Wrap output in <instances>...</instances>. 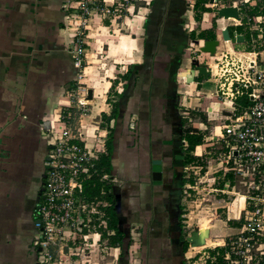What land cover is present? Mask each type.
<instances>
[{"label": "crops", "instance_id": "0c3cea01", "mask_svg": "<svg viewBox=\"0 0 264 264\" xmlns=\"http://www.w3.org/2000/svg\"><path fill=\"white\" fill-rule=\"evenodd\" d=\"M183 1L138 0L142 6L133 5L135 14L129 21L138 18L139 26L123 47L112 42L108 48H94L99 47L103 30L114 25L109 16L95 14L84 41L81 83L93 90L94 98L91 81L96 80L93 72L102 50L104 59L110 55L114 70L99 79L98 83L104 85V105L92 106L90 116L98 119L95 126L112 139V192L121 216L123 246L127 247L110 248L114 260H122L129 253L133 260L129 264H189L186 258L196 251L192 252L185 240L191 232L183 225L187 197L195 189L194 177L204 168L210 147L223 142V126L231 114L228 102H214L215 82L211 86V80L196 77L191 82L184 72L191 68L196 55L202 58L201 63L204 57L214 62L226 48L244 50L263 39L251 28L243 27L239 33L237 28L244 24L236 26L232 22L233 26H228L224 23L230 21L222 17L215 29L220 40L215 55L202 54L200 31L192 28V22L183 23L189 21L186 14L190 11ZM76 4V0H0V264H40L34 206L40 200L46 168L45 136L62 109L72 104L71 89L82 72L74 62L75 38L68 21ZM227 26L232 27V34L244 37L247 33L242 44L228 47L221 42V30ZM113 49L116 52L112 55ZM113 110L116 117L111 118ZM211 115L215 118H209ZM200 117L206 121L201 122L197 119ZM222 119L221 125L211 122ZM187 135L202 137V144L187 152ZM86 144L94 146L90 132ZM189 157L195 160L194 165H185ZM154 161L161 165L160 184L152 181ZM223 171L227 173L226 168ZM117 179L125 182L128 191L126 212L121 205L124 199L116 192ZM223 189L217 191L223 193ZM242 205L233 206L227 221H237ZM136 236L141 238V246L130 243ZM96 239L98 245L93 242ZM81 241L90 245L83 264H91L92 253L105 241L94 228L85 232ZM224 242V238H208L202 247L223 248ZM259 251L264 252L263 242ZM75 257L71 259L80 263L81 259Z\"/></svg>", "mask_w": 264, "mask_h": 264}, {"label": "built area", "instance_id": "2783aa9c", "mask_svg": "<svg viewBox=\"0 0 264 264\" xmlns=\"http://www.w3.org/2000/svg\"><path fill=\"white\" fill-rule=\"evenodd\" d=\"M137 1L76 0V7L69 15L74 23V62L82 72L71 89L72 104L62 109L45 136L48 146L46 168L40 200L34 206V227L39 232L37 244L40 264H76L71 257L76 255L85 258V252L90 246L81 241L83 234L94 228L95 223L106 229L103 215L96 210L99 204L96 198L88 201L82 196L84 182L98 176L96 162L99 155L105 152L107 141L105 130L86 122L90 116L85 113L87 88L81 86L84 29H88L95 14L111 15L116 19L121 13H130ZM208 1L203 6L211 9L213 15H218L220 8L229 6L228 0H215L214 4L207 3ZM185 2L187 8L193 12L196 0ZM230 6L237 7L241 20H227L236 26L254 22L251 29L260 31L259 24L264 23V16L259 13L255 16L250 14L257 6L256 0L233 1ZM221 42L231 45L230 42ZM206 64L210 70L209 77L217 78L215 97L230 104L231 115L227 117L228 123L223 126V142L227 150L224 162L230 165L226 168L227 171H236L242 176L263 173L264 63L259 60V52H239L230 47L221 52L214 65ZM80 94L83 95L82 98L77 97ZM243 95L248 97L250 105L235 115L239 108L235 102ZM89 132L94 139L93 147L86 144ZM184 147H187L186 142ZM101 180L114 182L110 174L102 175ZM250 199L253 206L244 211L243 224L236 236L223 246L225 250L220 253L216 246L204 247L186 258L189 264H264V252L259 251L264 239V199L258 194ZM84 262L86 260L81 259L80 263Z\"/></svg>", "mask_w": 264, "mask_h": 264}, {"label": "rangeland", "instance_id": "374dc122", "mask_svg": "<svg viewBox=\"0 0 264 264\" xmlns=\"http://www.w3.org/2000/svg\"><path fill=\"white\" fill-rule=\"evenodd\" d=\"M215 0H209L207 3L210 4H214ZM233 1H239V0H228V5L230 6V4ZM264 0H256L257 6L256 8L259 7L263 8ZM217 3V2H216ZM259 4H261L259 6ZM140 4H137V2H134V6H139ZM142 6V5H140ZM219 6V4H218ZM220 7V6H219ZM205 10H207L208 12L202 14V16H200V21H197V19L195 18V9L193 11V16L191 15V12H187L186 17L189 19L188 20H184L183 23L186 25L187 23L192 22V28H195L194 25H198L200 22H203V18L205 19V21L209 18L211 21L215 20L216 22V30H218V20L222 17L218 16L217 14L213 15V12L210 11L211 9H206L204 7ZM73 11V10H72ZM71 11V12H72ZM132 13H121L120 17H117L116 19L113 16H109V20L114 21V25L110 26L108 25V28L103 30V35L101 38L98 39L99 41V47H94V48H108V46H110L113 42V44H120L121 47L124 46V43H129L130 41V34L133 30H135V28H137V26H139V19L135 18V21L133 20L132 23H130L129 19H133V14H135L134 9H132ZM71 12H69L68 14V21H70L71 27L73 26V21L72 19H70L69 15L71 14ZM240 14H242L240 12ZM204 15V17H203ZM264 16V13L262 14ZM107 16V15H105ZM209 16V17H208ZM108 20V19H107ZM196 23V24H195ZM112 24V23H111ZM229 24L228 26H233L230 25L232 24V22H225L224 23ZM255 23L251 22L250 25H245L242 27H247V28H251L254 27ZM70 26V25H69ZM227 26V27H228ZM259 29L260 31L259 36L261 34H263L264 31V23L259 24ZM89 29H84V37H83V42L86 40V34L88 33ZM187 30V29H186ZM187 32V31H186ZM231 34V33H230ZM232 35V34H231ZM125 36V38H124ZM75 38V37H74ZM121 43H120V41ZM101 42V43H100ZM259 43V44H257ZM257 43H253L255 45V47L250 46L249 48H245L244 50H236L235 51H244V52H259V60H261V62H264V39H259V41H257ZM228 47L231 46L230 44H227ZM232 45V46H236ZM120 47V48H121ZM127 47V44H126ZM85 42L84 44H82V49H83V54H85ZM114 48V47H113ZM119 48V46L117 47ZM107 51V50H106ZM109 51V50H108ZM116 52V49L112 50V55L113 53ZM102 57H101V61H99L98 66H96L95 70H94V77L96 78L95 81H97L95 83V81L93 82V80L91 81V83L94 86L95 89V95L96 97L92 100H87V105L85 107V109H87L85 111L86 114L90 115L91 114V108L92 106L94 107L95 105L100 104V107H103V100L105 97V93H103L104 90V85L103 82L102 83H98L99 79L100 81H102L104 79V77L106 76H110L111 73L114 71L113 68L111 67L112 65V61L110 58V55H107V59H104V54H103V50L101 51ZM121 56V54H120ZM197 56V55H196ZM194 57L195 59H202V58H197ZM216 59V58H215ZM214 60V58H213ZM204 63H210L211 65H214L215 61H210L209 57H204L203 58ZM82 76H84L82 74ZM84 78V77H83ZM82 78V80H83ZM209 80H211L210 85L212 86L214 84V82H216V77L214 78H210L208 77ZM83 82V81H82ZM82 87L84 85V83H82L81 85ZM208 86V85H207ZM207 88V87H206ZM82 94H80L79 96H77L78 98H82ZM85 98H86V94H85ZM221 98H217L215 97V92H214V97L213 100L214 102H221L220 100ZM212 100V101H213ZM76 101V98L73 99V102ZM225 113L223 112V115ZM206 118L207 115H206ZM209 118L214 119L215 116H209ZM92 119V121H91ZM195 119V118H194ZM198 119V118H197ZM98 119H95L94 115H91L88 120H86L87 122H89V124H91V126L95 125L94 122L97 121ZM213 124H223V119L222 120H217V121H211ZM206 132V131H205ZM211 142V141H210ZM209 148V147H207ZM205 147V149H207ZM210 154L207 155L206 159L204 160V165L207 167L202 169V170H198L196 177H194L196 180V184L194 185L195 189L190 192L189 197H187V203L188 206H185V211L184 214L185 216L183 217L184 223L183 225L186 227L185 230L187 231H191L194 228H206L209 230L210 235L209 238H211V240H217V239H223L225 240L224 245L228 243V241L233 238L234 236H236V234L239 232L242 224H243V218H244V211L248 208V207H252L253 206V201H251L250 198L254 197L256 194L260 195L263 199H264V182L262 181L263 179V173L259 172V173H255V176H250V175H246V176H242L240 175V173H237L236 171H227L228 174H232V180L230 181H226L225 177H224V168H228L230 167V165H226L224 160H225V154L227 152V150L225 149V144L224 142L222 143H218L215 144L213 146L210 147ZM204 155V154H203ZM232 166V165H231ZM206 172V173H205ZM223 172V173H222ZM226 183L227 186L223 187V193L217 191L218 189V184L220 183ZM115 184V183H113ZM262 184V185H261ZM116 186H118V189L116 192L121 196L122 199H124V201L121 202V205H125L124 210L126 212V196L128 194V191L126 190V188L124 186H126L124 181H120L119 179H117L116 181ZM120 186V187H119ZM255 188H258V190H256ZM213 189H215L213 191ZM241 202V203H240ZM231 203H233L231 205ZM242 205V209L240 211L239 217L237 219V221H232L234 222V225H232L233 227H230L229 225H227V220H228V216H230L229 214H232L231 209L234 207H238L240 208V206ZM234 206V207H233ZM259 206V204H258ZM124 213V212H123ZM126 215V213H124ZM232 218V217H231ZM235 226V227H234ZM238 226V227H236ZM263 226H264V218H263ZM126 227L128 228V226L126 225ZM126 228V233L129 234V229ZM231 228V229H228ZM227 229V230H226ZM138 232V230H137ZM263 233H264V229H263ZM264 238V237H263ZM97 241H93L94 243H96V245H98V239H96ZM136 243L138 246H141L142 240L140 237L136 236V238L132 241H130V243ZM264 243V239L261 241ZM223 245V246H224ZM215 246V245H214ZM127 247L126 245H124V248ZM202 247V246H201ZM217 247V246H216ZM194 248V247H192ZM203 248H197V249H191L192 252H197L199 250H201ZM94 256L92 258V260L90 261L91 264H117L120 261H122L123 264H129V262L132 260V256L129 255V253L126 254V256H124L121 260L117 259L114 260L113 259V254H114V250L110 247L105 246V242L100 243V246L98 247V250H96L95 252L92 253ZM77 259H84L83 257H75ZM138 260V259H136ZM133 261V260H132ZM76 264H81L79 262H76ZM139 264V263H137Z\"/></svg>", "mask_w": 264, "mask_h": 264}, {"label": "trees", "instance_id": "16d2710c", "mask_svg": "<svg viewBox=\"0 0 264 264\" xmlns=\"http://www.w3.org/2000/svg\"><path fill=\"white\" fill-rule=\"evenodd\" d=\"M207 0H196L195 3V18L197 21H200V16L203 13L208 12L204 9V4ZM261 4H259L260 6ZM264 6V2L263 5ZM260 15V13H264V9L258 10V8H254L250 11L251 16ZM243 14V13H242ZM244 23L246 20H242ZM243 27H238V32H242ZM216 22L215 20L208 19L206 22H200L198 25L195 26V30H199L198 38L203 41L207 40H215L216 34ZM229 33L232 34L233 29L232 27H228ZM230 34V35H231ZM258 33H253V36L257 38ZM247 37V33H244V38ZM262 38L264 39V31L262 34ZM236 105L239 107L235 115H238L243 111L244 108L248 107L250 105V102L248 100V97L246 95H243L236 100ZM111 118L116 117V111L113 110L110 115ZM201 122H205L206 119L204 117L198 118ZM110 136V135H109ZM188 147L186 148L187 152L193 151L195 146L202 144V137L197 136H186ZM113 152V143L111 137H109L105 143V152L100 154L98 157V160L96 162V168L98 170V176H95L94 178L87 180L83 184V191L82 196L88 201H92L94 198H96L97 202L99 203L97 205L96 210L100 211L103 215V220L106 223V229H103L98 226L97 223H95L94 229L101 232V238L106 242V245L108 247H117L119 249H122L123 246V239L124 235L121 231L120 223H121V216L118 214V210L116 208V202L115 198L112 192L113 185L110 182L102 181L101 176L104 174H110L111 173V155ZM186 157V156H185ZM185 159V158H184ZM186 164H195V160L193 158L189 157V160L185 161ZM201 166V163H196ZM224 177L226 181L232 180V174L225 173ZM224 183L218 184V189L223 188ZM227 225L230 227H233L234 222L227 221ZM235 227V226H234ZM238 227V226H236ZM113 232L112 235L108 234V232ZM220 253H222L225 249L223 248H216Z\"/></svg>", "mask_w": 264, "mask_h": 264}, {"label": "water", "instance_id": "95a60500", "mask_svg": "<svg viewBox=\"0 0 264 264\" xmlns=\"http://www.w3.org/2000/svg\"><path fill=\"white\" fill-rule=\"evenodd\" d=\"M218 16L220 17H226V18H235L236 20L240 21L241 17L239 16L238 9L236 6H227L224 8H220L218 11ZM221 40L230 42L231 45L235 44H242L244 42L243 35L240 34H232L230 35L229 30L225 27L221 30ZM196 44H199L198 41H195ZM220 40H207L203 41L202 46L200 47L199 51L202 54H207L211 57H213L216 53V48L219 47ZM184 75L189 78L191 82H194L195 77L196 78H203L204 80H207L210 76V70L207 67V64L201 63L199 59L193 58L191 60V68L186 70L184 72ZM201 88V83L198 84V89ZM87 100L93 99V90L89 89L87 90ZM161 165L158 161L153 162L152 167V181L154 184H160L161 182ZM210 232L208 229L200 230L199 228H194L191 230V232L186 237V242L189 243L191 247H200L203 246L206 242V240L209 238Z\"/></svg>", "mask_w": 264, "mask_h": 264}, {"label": "flooded vegetation", "instance_id": "af4514ba", "mask_svg": "<svg viewBox=\"0 0 264 264\" xmlns=\"http://www.w3.org/2000/svg\"><path fill=\"white\" fill-rule=\"evenodd\" d=\"M183 3H184V6L187 7V5H185L186 4L185 0L183 1Z\"/></svg>", "mask_w": 264, "mask_h": 264}, {"label": "bare ground", "instance_id": "6f19581e", "mask_svg": "<svg viewBox=\"0 0 264 264\" xmlns=\"http://www.w3.org/2000/svg\"><path fill=\"white\" fill-rule=\"evenodd\" d=\"M206 243V242H205ZM205 245V244H204ZM201 247V246H200ZM202 248H204V247H202ZM195 249V248H194Z\"/></svg>", "mask_w": 264, "mask_h": 264}]
</instances>
